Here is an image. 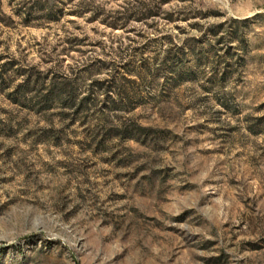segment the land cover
<instances>
[{"label": "rangeland", "instance_id": "374dc122", "mask_svg": "<svg viewBox=\"0 0 264 264\" xmlns=\"http://www.w3.org/2000/svg\"><path fill=\"white\" fill-rule=\"evenodd\" d=\"M0 264H264V0H0Z\"/></svg>", "mask_w": 264, "mask_h": 264}, {"label": "trees", "instance_id": "16d2710c", "mask_svg": "<svg viewBox=\"0 0 264 264\" xmlns=\"http://www.w3.org/2000/svg\"><path fill=\"white\" fill-rule=\"evenodd\" d=\"M68 1H73V0H68ZM83 100V99H82ZM82 100H78V102L76 103V102H74V101H72V103L69 105V106H67V107H72L74 110H76V108L78 107V106H80V105H82ZM108 103V102H107ZM109 105L112 107V111H120L119 110V107H120V105H122L123 104V102L120 100V99H117V100H112V99H110L109 100ZM135 105V104H134ZM131 108V107H130ZM129 108V109H130ZM129 109H126L125 110V108H124V111H129Z\"/></svg>", "mask_w": 264, "mask_h": 264}]
</instances>
